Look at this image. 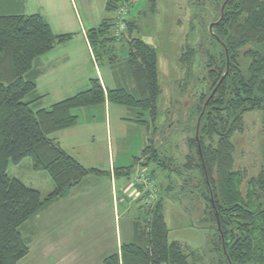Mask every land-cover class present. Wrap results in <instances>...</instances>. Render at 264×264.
<instances>
[{
	"label": "trees",
	"instance_id": "trees-1",
	"mask_svg": "<svg viewBox=\"0 0 264 264\" xmlns=\"http://www.w3.org/2000/svg\"><path fill=\"white\" fill-rule=\"evenodd\" d=\"M126 1L129 2L109 0L107 9L116 14ZM224 1L219 0L216 5L219 13L215 21ZM132 5L129 3L123 32L130 35L127 62L140 99L122 87L106 90L98 78H92L89 88L48 108H35L38 96L34 93L36 82L30 77V69L35 58L70 40L72 34H55L38 13L0 14V264H17L28 254L27 240L20 231L27 220L53 199L65 195L84 177L107 173L86 168L50 137L77 124L78 118L72 113L74 109L108 102L149 110L154 119L161 91L158 57L153 46L132 36ZM148 7L152 12L154 2L150 1ZM114 26V20H106L87 31L94 54L96 46L104 52V47L117 39L112 36ZM212 31L209 36L221 50L208 56L204 66L206 74L199 80L205 81L206 92L200 93L188 107L186 114L188 118H195L194 125H182L183 131L192 134L188 146L193 153L186 156L185 164L173 168L165 160L158 159L157 148L153 145L142 165L156 162L164 171L187 177L181 189L188 200H192L189 196L194 192L191 186L199 187L206 201L203 210L198 200L202 228L215 231L214 236L207 239L211 243L210 252L215 254L214 264H264V163L260 171L247 180L243 193V176L233 169L231 142L234 132L242 130L243 116L249 111L261 113L264 132V0H227L222 18ZM225 50L229 70L218 84L226 70ZM194 56L195 51L187 46L182 60L186 68L182 90L193 89L190 81L197 79L192 71ZM207 99L197 130L203 168L195 132L197 117ZM139 122L147 123L145 120ZM26 157L31 159L34 170L47 172L53 182V189L45 197L7 175L10 161L17 164ZM124 169V175L128 176L131 168ZM120 171L116 170L117 176ZM163 204L164 200H160L150 208L149 219L142 221L145 223L136 219L133 240L122 243L117 252L103 259V264H194L189 261L191 254L185 253L178 242L168 241Z\"/></svg>",
	"mask_w": 264,
	"mask_h": 264
},
{
	"label": "rangeland",
	"instance_id": "rangeland-1",
	"mask_svg": "<svg viewBox=\"0 0 264 264\" xmlns=\"http://www.w3.org/2000/svg\"><path fill=\"white\" fill-rule=\"evenodd\" d=\"M150 1L154 2L152 12L148 7ZM218 1L129 0L130 5L133 4L130 7L132 15L130 19L134 26L132 36L153 46L157 52L161 91L155 117L153 119L149 110L114 103H110L111 109L106 114L100 113L101 111L94 113L95 109L103 108L101 105L72 111L78 118V125L55 132L50 137L60 139L69 153L81 158L80 161L85 167L105 171L107 176L90 177L83 187H80L85 189V194L71 196L72 193H69L67 197L63 196L62 201L55 199L51 205L44 206L39 213L27 220L20 230L24 235L22 236L27 238L29 251L21 262L97 264L98 256L92 253L99 251L103 253L104 250L106 254L117 252L114 245L116 235H122L121 239L125 243L126 226L128 228L130 220L136 218L145 223L142 221L145 218L149 219L147 214L150 208L164 200L163 213L169 231L168 241L178 242L185 253H190V262L214 264L215 254L210 252L211 243L207 239L214 236L215 231L202 228L198 200L203 210L206 208V201L203 200L199 187L196 189L191 186L190 189L194 192H191L193 195L189 193V199L192 200H188V195L183 197L184 191L181 189L187 177L177 175L176 172L164 171L156 162L146 165H142V162L146 161L145 158L150 154L153 145L157 148L158 159L165 160L173 168L175 165L185 164L186 156L193 153L188 146L192 134L183 131L182 125L187 123L194 125L195 118L187 117L188 107L195 102L200 93L206 92L205 81L199 80L206 74L204 66L207 64L208 56L213 51L219 53L221 50L210 38L208 31V25L218 16L219 9L216 8ZM25 4L33 9L29 0L27 3L24 1V6ZM53 4L63 10L64 18L69 20L68 29L78 31L80 25L89 27L88 18L91 17L87 10L91 12V8L94 9L93 0H53ZM113 15V12L102 11L101 19H111ZM95 17L97 16L94 15ZM114 33L113 29L112 36L117 39L105 46L104 52L101 47L96 46L94 62L89 64L93 78H97L93 71L95 65L102 73L105 87L125 88L140 99V94L133 88L134 85L129 84L126 73L130 35L123 32L116 36ZM187 46H191L195 51L192 71L197 79L195 82L190 81L191 85L194 84L193 89L182 90L181 84L186 72L183 61ZM89 86L90 84L86 88H81L75 85L68 93L74 95ZM67 89L65 87L59 93H65ZM57 101L55 93L50 91V95L35 108L40 106L47 108ZM138 120H145L149 127L157 128V131L151 134L153 143L143 150L140 132L144 133L145 127L141 126ZM242 122V130L234 132L231 142L234 146L233 169L243 176L241 190L244 193L247 180L255 176L264 163V132L261 113L257 110L246 112ZM123 165L126 166L122 167ZM126 167L131 168L130 174L123 177L125 180L122 178L126 182V187L131 183V179L135 178L136 172L145 170L149 172L151 180L156 184L155 195L151 199L147 200L143 193L139 198L133 196L135 199L133 200L131 198L133 192L127 195L128 200L122 204L119 201L121 192L118 186L119 200L115 198L114 202L119 203L113 204L114 196L108 174L113 177L117 169L121 170L118 172L119 175L124 174ZM7 175L38 190L41 197H45L53 187L48 173L34 170L29 157L17 164L10 161ZM94 178L99 180L98 185L93 183L95 181L92 180H96ZM114 190L115 188L113 192ZM127 206L128 211H125L124 208ZM191 221L195 225L191 224Z\"/></svg>",
	"mask_w": 264,
	"mask_h": 264
},
{
	"label": "crops",
	"instance_id": "crops-1",
	"mask_svg": "<svg viewBox=\"0 0 264 264\" xmlns=\"http://www.w3.org/2000/svg\"><path fill=\"white\" fill-rule=\"evenodd\" d=\"M24 1H25V3H27L28 0H0V14L7 15V14H34V13H38L49 24V26L51 27L52 31L55 34H64V33H71L72 34V37L70 40H68L64 43H60V44L55 45L51 51H49L48 53H46L44 55H41V56L35 58L33 61L32 67L30 69V77L32 79H34L36 82V88H35L34 93H35V95L38 96V100H37L38 103L43 101L44 99H46L47 96L50 95V91L55 93V99L58 101H61V100H64L68 97L73 96V95H70L68 93V90H71V88H73V86H75V85L80 86L81 88H86L89 84V80L93 78L92 71H91L89 64L91 65L92 61L94 62L95 54H94V51H93L91 45L88 42L87 31L89 29L98 27L103 21L113 20L115 17V11H111V10L107 9V4H108L109 0H93V4H95L94 9L91 8V12H90V10L86 9L87 13L88 14L90 13L89 16L91 17V18H88V22H89L88 26L89 27L85 28L83 25H80V28L77 31V30L68 29V28H70V25L68 23L69 20L66 17L64 18L63 10L61 8H57L56 4H53V0H29L31 6H33V9H31L29 6H27V4H25V6H24ZM102 11L113 12L114 15H113V17H111V19H109V18H102L101 19ZM94 15H96L97 17L94 18ZM93 71L95 72V76L100 80L103 88L107 90L108 87H105L106 85L104 83V79L102 77V73L99 70V67L98 66L96 67L94 65ZM126 73H127V77H129L128 78L129 84L134 85L133 88L136 89L135 83H134L133 77L131 75V72L129 71V68H128ZM113 76H114V74H113ZM65 87L68 88L67 91L65 93H59ZM112 88L113 87H111L110 89H112ZM52 104H54V103H52ZM110 105H111L110 103L106 102L105 104L101 105L103 108H100L97 110L95 109L94 113H99V111H101L100 113L103 112L104 114H106L111 109ZM38 108H45V107L40 106ZM123 118L124 117H121V119H123ZM138 121H140V120H138ZM139 123L141 126L145 127L144 133H143V131L140 132V134L142 135L141 141L143 144L142 145V150H143L145 147L150 145V143L152 142L153 137H151V134H154V132H156V129H154L152 126H150V127H152V128H150L149 125H147V123H141V122H139ZM76 125H78V122ZM51 138L54 139L55 141H57L61 145V147L69 155L74 157L78 162H80L83 165V163L80 161L81 158L76 156V155L69 153V151L66 150V147L64 146V144L62 143V141L60 139L57 140L55 137H51ZM125 166L126 165H123L122 167H125ZM86 168H89V167H86ZM92 168H94V167H92ZM105 176H107V174H105V175H92L91 174V175L83 178L79 183H77L73 187H71L67 191V193L63 196L67 197L69 195V193H72L71 196H77L78 194L79 195L85 194V189H83V188L81 189L80 187L81 186L83 187V184L85 182H87L90 179V177L104 178ZM108 176H109V179L111 182L112 195L114 196L113 204L118 205V203H119V202H117L115 204V202H114L115 198H116V200H119L118 191H117L118 186H119V190L121 192V199L119 201L122 202V204L125 203L126 200H128L127 195L132 194L134 191V188L132 186H130V184H128L127 187L125 186L126 182L123 181V179L125 180V178H123L125 176L124 174H120L118 176L115 174L113 177L111 174L110 175L108 174ZM127 178H129V177H127ZM94 179H96V180H92V181H95L93 183L98 185L99 180L97 178H94ZM123 187L126 189H124ZM113 188H115L114 192H113ZM52 189H53V187H52ZM128 192H129V194H128ZM63 196L57 197L55 199L62 201L61 199H63ZM133 196H135L134 193L131 195V198L133 200H135ZM75 198L73 200H75ZM55 199H53L48 204H46L45 207L48 205H51L53 203V201H55ZM132 202H134V201H132ZM124 210L128 211V206L126 208H124ZM135 219L130 220L128 228L126 226V231H125L126 234H125V240H124L125 243H129L133 240V224H134ZM22 235H23V233H22ZM121 236H118V234L116 235V241H115L114 245H115V248L117 249V251H118L120 245L123 243ZM92 254H95L98 256L97 264H103V259L112 253L109 252L108 254H106V252L104 250L103 253L101 251H99L98 253H92ZM21 260H19L17 262V264H24L23 262H21ZM63 260H64V258H63ZM68 263L69 262H67L65 264H68Z\"/></svg>",
	"mask_w": 264,
	"mask_h": 264
},
{
	"label": "built area",
	"instance_id": "built-area-1",
	"mask_svg": "<svg viewBox=\"0 0 264 264\" xmlns=\"http://www.w3.org/2000/svg\"><path fill=\"white\" fill-rule=\"evenodd\" d=\"M129 3L128 1L123 2L122 5L119 6V8L116 11V15L114 17V21H115V26H114V34L116 36L120 35L126 25H125V21L127 19V15H128V10H129ZM142 172V173H141ZM141 172H136L135 174V178L131 179V183L130 186H132L134 188V194L137 198L142 197L141 194H145L146 195V199L149 200L151 199L155 194H154V184L155 182L151 180L150 174L147 170H145V172L141 171ZM156 185V184H155ZM139 187L140 190L137 191V188ZM148 202V201H147Z\"/></svg>",
	"mask_w": 264,
	"mask_h": 264
},
{
	"label": "water",
	"instance_id": "water-1",
	"mask_svg": "<svg viewBox=\"0 0 264 264\" xmlns=\"http://www.w3.org/2000/svg\"><path fill=\"white\" fill-rule=\"evenodd\" d=\"M226 1H227V0H225V1L223 2V4L221 5V8H220L221 12H220V16H219L218 20H216V21H214V22H211V23L208 25V31H209L210 34H213V31H212L213 26H214L215 24H217V23L221 20V18H222V15H223V7H224ZM226 56H227L226 70H225L224 74L222 75V77H221V79H220L219 82H221V80L225 77V75L227 74V72H228V70H229V60H228V54H227V51H226ZM204 107H205V105H204ZM204 107H203V108H204ZM199 117H200V115H199ZM198 120H199V118H198ZM195 138H196V140H197V146H198V150H199V153H200V156H201V160H202L201 147H200V142H199V137H198V131H197V130H196V132H195ZM201 162H202V166H203V168H204L203 160H202ZM204 173H205V175H206V172H205V171H204ZM216 215H217V213H216ZM217 226H218V228H219L218 220H217ZM221 237H222V246H223L224 252H226V251H225V245H224V239H223V236L221 235ZM225 254H226V253H225Z\"/></svg>",
	"mask_w": 264,
	"mask_h": 264
},
{
	"label": "flooded vegetation",
	"instance_id": "flooded-vegetation-1",
	"mask_svg": "<svg viewBox=\"0 0 264 264\" xmlns=\"http://www.w3.org/2000/svg\"><path fill=\"white\" fill-rule=\"evenodd\" d=\"M221 12V11H220ZM228 54V53H227ZM225 55H226V50H225ZM228 60H229V58H228ZM226 63H227V56H226ZM221 79V78H220ZM220 81V80H219ZM222 81V80H221ZM220 82H218V84H219ZM216 89V87L213 89V91L211 92V94L209 95V98L213 95V92H214V90ZM208 100L209 99H207L206 101H205V103L203 104V107H204V105H205V107L204 108H202V110H201V112H200V117H198L199 118V120L197 119V121H196V130H198V126H199V123H200V120H201V117H202V114H203V112H204V110H205V108H206V105H207V102H208Z\"/></svg>",
	"mask_w": 264,
	"mask_h": 264
}]
</instances>
